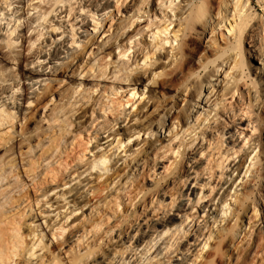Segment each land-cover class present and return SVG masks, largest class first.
<instances>
[{"label":"bare ground","instance_id":"bare-ground-1","mask_svg":"<svg viewBox=\"0 0 264 264\" xmlns=\"http://www.w3.org/2000/svg\"><path fill=\"white\" fill-rule=\"evenodd\" d=\"M248 5L0 0V264H264Z\"/></svg>","mask_w":264,"mask_h":264},{"label":"rangeland","instance_id":"rangeland-1","mask_svg":"<svg viewBox=\"0 0 264 264\" xmlns=\"http://www.w3.org/2000/svg\"><path fill=\"white\" fill-rule=\"evenodd\" d=\"M218 1L219 0H213V3L215 4V6L218 4ZM248 1H249V5H248L249 6V10H251L250 13H252V15L255 14V16L257 15L258 17L260 16V18H262L263 21H264V0H248ZM156 13H157V17L153 16V18H154L155 21H159L160 20V16H161L160 11L157 10ZM148 21H149V19L142 18L141 21L139 22V25L137 27H143L144 26V29L147 30L148 29L147 28ZM221 40H222L221 38L218 39L220 44L223 45V40L222 41ZM202 44H203L202 39H199V38L192 39V42H191V45H190L191 49L187 51V54H189L190 52L194 53V51L195 52L197 51L196 54H197V57H198V55L201 54L200 52L201 51L203 52ZM201 47H202V49H201ZM73 81L75 82V79ZM108 81H110V80H108ZM103 83H108V82H103ZM65 85H68V84H65ZM88 85H89V83H88ZM166 86L161 88V89H158V91L160 90L159 93H158V96L161 97V95H162V97L158 98V99H155L154 100L155 102H153V106L154 107H155V105L157 106L156 110L151 113V114H153V116H156L158 113L162 112L163 109L167 106V104L168 105L170 104V101H175V99L172 97V95H175V91H176V89L178 87V84H176V82L173 81V82H169ZM263 99H264V96H263ZM262 103H264V101ZM154 107H152L151 110ZM261 108H264L263 105L261 106ZM261 108L258 110V113L262 112L260 114L263 116L264 115V109L262 110ZM72 127H74V126H72ZM95 144H97V142H95ZM155 173H157L156 169L154 170V174ZM147 179L148 178L146 177V175H144V177L141 176L138 179H136L134 183H135V185L140 187V189H143V188H146L147 184L149 183ZM160 184L163 186L165 183L163 181L162 182L160 181ZM135 209L136 210L138 209V204H136V206L133 207L132 210H135ZM112 235H114V234L112 233Z\"/></svg>","mask_w":264,"mask_h":264}]
</instances>
